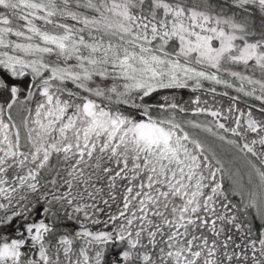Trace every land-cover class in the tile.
<instances>
[{
    "label": "snow or ice",
    "instance_id": "1",
    "mask_svg": "<svg viewBox=\"0 0 264 264\" xmlns=\"http://www.w3.org/2000/svg\"><path fill=\"white\" fill-rule=\"evenodd\" d=\"M0 264H264V0H0Z\"/></svg>",
    "mask_w": 264,
    "mask_h": 264
}]
</instances>
